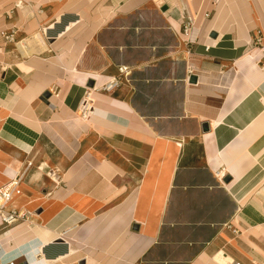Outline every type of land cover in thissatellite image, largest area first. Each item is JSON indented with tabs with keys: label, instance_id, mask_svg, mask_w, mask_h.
Listing matches in <instances>:
<instances>
[{
	"label": "crops",
	"instance_id": "crops-1",
	"mask_svg": "<svg viewBox=\"0 0 264 264\" xmlns=\"http://www.w3.org/2000/svg\"><path fill=\"white\" fill-rule=\"evenodd\" d=\"M25 170L0 264H264V0H0V186Z\"/></svg>",
	"mask_w": 264,
	"mask_h": 264
},
{
	"label": "built area",
	"instance_id": "built-area-1",
	"mask_svg": "<svg viewBox=\"0 0 264 264\" xmlns=\"http://www.w3.org/2000/svg\"><path fill=\"white\" fill-rule=\"evenodd\" d=\"M193 22L190 17H188L184 21V30L188 32L189 29L192 27ZM47 31V30H46ZM5 38L8 41H13L15 38L14 32L11 33H4ZM133 70L128 65H120L118 66V74L115 76L110 77V79L104 82L102 85L94 84L92 87H89V91L85 93L83 99L80 103L79 113L81 118L87 119L93 112L94 109V99L90 97V94L94 91L96 92H114L118 89L123 82H129ZM54 92V93H53ZM52 94L58 95V92L52 90ZM32 165V162H29L28 167ZM27 167V168H28ZM27 170L23 173L18 174L14 178H12L9 182L0 186V222L5 226H12L21 220L29 219L32 212L25 208H19L14 205V200L16 195L20 192V183L25 175ZM51 172V173H50ZM50 176L54 177L56 180L59 178V174L54 171H50ZM10 264H14L11 262ZM239 264V263H233Z\"/></svg>",
	"mask_w": 264,
	"mask_h": 264
},
{
	"label": "bare ground",
	"instance_id": "bare-ground-1",
	"mask_svg": "<svg viewBox=\"0 0 264 264\" xmlns=\"http://www.w3.org/2000/svg\"><path fill=\"white\" fill-rule=\"evenodd\" d=\"M18 45L20 47L19 49H21V51L23 52L24 55H30L33 52H39V51H42L44 48H46L45 47L46 44H45L43 38H41V36L38 34H36V36L34 38L28 40V42H26V43L21 42ZM94 92H96V91H94ZM94 92H92L90 94V97H93ZM217 260L220 261L222 264H226L225 263L226 259H224L223 256H221V255L217 257Z\"/></svg>",
	"mask_w": 264,
	"mask_h": 264
},
{
	"label": "water",
	"instance_id": "water-1",
	"mask_svg": "<svg viewBox=\"0 0 264 264\" xmlns=\"http://www.w3.org/2000/svg\"><path fill=\"white\" fill-rule=\"evenodd\" d=\"M197 81V77L196 75H192L190 77V82H196ZM91 86L94 84V80H91L90 82ZM51 97V92L47 91L43 94L42 98L45 100V101H48V99ZM211 127H210V123L209 122H203L202 123V130L203 132H208L210 131ZM231 180V177H227L225 178V181H230Z\"/></svg>",
	"mask_w": 264,
	"mask_h": 264
}]
</instances>
